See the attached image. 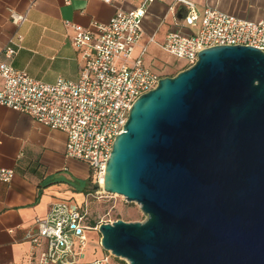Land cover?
<instances>
[{"label":"water","instance_id":"water-1","mask_svg":"<svg viewBox=\"0 0 264 264\" xmlns=\"http://www.w3.org/2000/svg\"><path fill=\"white\" fill-rule=\"evenodd\" d=\"M104 189L147 216L99 226L130 264H264V52L202 49L140 96Z\"/></svg>","mask_w":264,"mask_h":264},{"label":"built area","instance_id":"built-area-1","mask_svg":"<svg viewBox=\"0 0 264 264\" xmlns=\"http://www.w3.org/2000/svg\"><path fill=\"white\" fill-rule=\"evenodd\" d=\"M177 1L184 7L180 27L167 33L161 43L152 35L138 52L145 35L143 21L154 0L117 13L108 24L94 25V31L73 25V44L85 48L78 81L60 78L48 84L16 69L7 60L17 54L23 36L11 37L0 54V105L63 131L67 135L66 158L85 164L93 178L101 179L134 102L169 76L146 63L150 45L157 44L165 53L183 60L187 68L195 63L198 52L208 47L243 45L264 52V19L243 20L210 7L198 12L193 2ZM12 20L20 25L26 15L12 14ZM197 22L196 30H189ZM14 175L13 169L0 167V181L10 183ZM86 219L77 202H54L25 236L32 243L33 253L39 252L35 264H112L111 254L84 260ZM77 240L81 248L76 252Z\"/></svg>","mask_w":264,"mask_h":264},{"label":"crops","instance_id":"crops-1","mask_svg":"<svg viewBox=\"0 0 264 264\" xmlns=\"http://www.w3.org/2000/svg\"><path fill=\"white\" fill-rule=\"evenodd\" d=\"M145 0H0V54L11 37L23 36L10 60L35 80L53 84L63 78L78 81L84 47L73 44V25L95 30L119 12H129ZM198 12L215 8L243 20L264 19V0H188ZM184 7L177 0H154L143 21L145 35L139 48L154 35L158 43L183 22ZM12 14L26 15L17 25ZM195 27L189 30L195 31ZM157 44L149 46L146 63L158 70L164 56ZM170 56V55H169ZM67 135L37 122L30 115L0 105V167L13 169L10 183L0 181V264H35L39 252L25 239L37 218L45 217L58 200L77 202L88 215L91 170L66 158ZM88 220V216L87 219ZM87 229L99 231L90 223ZM88 235V234H87ZM89 239V238H88ZM109 255L99 248L92 261Z\"/></svg>","mask_w":264,"mask_h":264},{"label":"rangeland","instance_id":"rangeland-1","mask_svg":"<svg viewBox=\"0 0 264 264\" xmlns=\"http://www.w3.org/2000/svg\"><path fill=\"white\" fill-rule=\"evenodd\" d=\"M158 71L163 75L175 76L185 69L184 61L173 56H164ZM91 194L87 196L88 220L85 223H97L99 226L104 223H113L117 220L126 222H144L147 216L142 211L141 205L137 202H130L125 196L113 194L101 188V179H93ZM88 241L85 247L87 257L97 255L99 248L105 253L111 254L101 245L102 234L100 231L87 229ZM81 248L78 240L75 242L74 250ZM112 264H130L123 258L111 254Z\"/></svg>","mask_w":264,"mask_h":264},{"label":"bare ground","instance_id":"bare-ground-1","mask_svg":"<svg viewBox=\"0 0 264 264\" xmlns=\"http://www.w3.org/2000/svg\"><path fill=\"white\" fill-rule=\"evenodd\" d=\"M104 186H105V173L104 175L101 176V188L104 189Z\"/></svg>","mask_w":264,"mask_h":264},{"label":"trees","instance_id":"trees-1","mask_svg":"<svg viewBox=\"0 0 264 264\" xmlns=\"http://www.w3.org/2000/svg\"><path fill=\"white\" fill-rule=\"evenodd\" d=\"M185 68H187V67H185ZM92 178H93V175L91 174V176H90V179H89V180H92ZM97 225H98L97 223H93V226H94V227H97Z\"/></svg>","mask_w":264,"mask_h":264}]
</instances>
